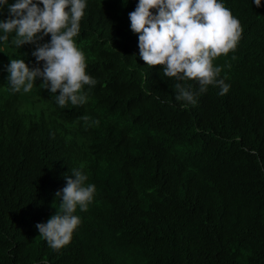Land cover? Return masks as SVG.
Masks as SVG:
<instances>
[{"label": "trees", "instance_id": "16d2710c", "mask_svg": "<svg viewBox=\"0 0 264 264\" xmlns=\"http://www.w3.org/2000/svg\"><path fill=\"white\" fill-rule=\"evenodd\" d=\"M138 2L86 0L74 39L87 53L103 56L98 67L113 95L110 108L120 103L140 117L128 143L161 167L139 176L140 182L121 173L108 192V178L97 174L95 199L87 211L74 213L83 221L76 238L44 257L51 264H264V7L253 0H220L243 29L235 50L214 60L222 67L218 79L230 87L225 95L213 85L200 93L199 84L194 89L183 81L199 101L187 108L175 99V78L133 53L139 34L131 30L129 13ZM121 50L130 52L122 56ZM41 91L50 103L40 92L0 96V188L8 186L0 190V233L8 211L16 218L22 210L50 217L53 183L67 175L70 161L61 156L66 137H50L57 126L49 106L54 98ZM91 99L100 106L101 97ZM105 111L93 108L92 121L82 127L90 143L78 165L104 154L120 167L133 162L135 172L140 163L142 172L143 163L124 145L103 147L106 129L94 121ZM153 124L163 127L156 144L155 137L149 140ZM175 165L189 175L167 185L168 167ZM44 180L47 186L40 184ZM25 188L30 193L21 197ZM43 254L39 241L32 247L4 237L0 243L1 264H33Z\"/></svg>", "mask_w": 264, "mask_h": 264}, {"label": "clouds", "instance_id": "9594fccd", "mask_svg": "<svg viewBox=\"0 0 264 264\" xmlns=\"http://www.w3.org/2000/svg\"><path fill=\"white\" fill-rule=\"evenodd\" d=\"M253 2L264 7L261 0ZM86 7V0H0V96L11 98L37 88L34 93L40 92L46 102L51 100L41 90L54 98L49 106H53L57 126L50 137L54 142L66 137L61 156L70 161L65 178L53 183L55 210L50 217L41 211L34 218L23 210L24 215L19 218L12 217L9 211L8 217L2 216L6 228L0 233V243L4 237L32 247L37 241L43 243L44 254L33 264H51L45 254H57L76 238L83 221L74 213L78 208L87 211L95 199L97 174L108 178V192L121 173H131L129 178L138 177L140 182V177L156 173L161 167L144 161L128 143L140 117L120 103L110 108L113 95L101 82L106 77L98 67L103 56L87 53L74 39L79 35ZM129 19L131 30L139 34V50L133 53L137 59L142 58L140 63L144 61L149 67L160 65L164 76L175 78V99L187 102L185 107L199 103L192 90L198 84L200 93L206 92L209 85L218 86L219 95L228 92L230 86L218 79L222 67L214 65V60L235 50L243 29L239 19L220 0H139ZM129 52L121 50L120 55ZM187 80L193 84L191 88L182 83ZM98 97L101 103L95 107L91 98ZM93 108L106 110L94 121L106 129L107 143L103 147L124 145L141 160L145 168L142 172L140 163L135 172L133 162L120 167L117 162H109L104 154L88 156L86 167L78 165L77 159L87 155L83 148L90 141L81 131L92 121ZM162 130L159 124L150 125L149 140L155 137L156 144ZM186 175L189 172L181 165L168 167L167 185ZM45 180L40 184L47 186ZM2 184L0 190H8L7 184ZM12 191L18 195L16 186ZM28 193L25 188L19 195L25 197ZM3 260L0 257V264Z\"/></svg>", "mask_w": 264, "mask_h": 264}, {"label": "bare ground", "instance_id": "6f19581e", "mask_svg": "<svg viewBox=\"0 0 264 264\" xmlns=\"http://www.w3.org/2000/svg\"><path fill=\"white\" fill-rule=\"evenodd\" d=\"M109 25H110V24H109ZM109 25H108V26H109ZM31 91H32V92H34L35 90H34V91H33V90H31ZM35 93H37V92H35ZM21 94L23 95V93H21ZM24 96H25V95H24Z\"/></svg>", "mask_w": 264, "mask_h": 264}]
</instances>
